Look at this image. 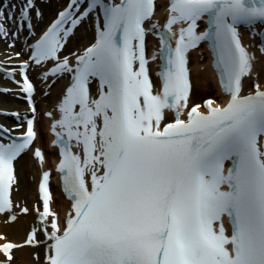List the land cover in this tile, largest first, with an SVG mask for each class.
Instances as JSON below:
<instances>
[{
    "label": "snow or ice",
    "instance_id": "snow-or-ice-1",
    "mask_svg": "<svg viewBox=\"0 0 264 264\" xmlns=\"http://www.w3.org/2000/svg\"><path fill=\"white\" fill-rule=\"evenodd\" d=\"M164 11L161 23L157 0H67L28 58L0 68L33 114L0 110L19 121L0 124V217L34 218L23 244L0 234V264H13L15 250L26 246H43L40 264H264V84L238 30L264 24V0H167ZM43 20L37 0H3L0 41L12 50ZM89 25L93 42L62 56L69 38ZM149 35L159 40L151 56ZM202 42L214 54L221 102L190 100L189 53ZM157 59L158 86L150 75ZM33 67L49 87L67 80L47 114L71 202L63 221L52 206L50 171L38 186L40 204L13 198L22 155L32 151L46 162L34 147Z\"/></svg>",
    "mask_w": 264,
    "mask_h": 264
},
{
    "label": "bare ground",
    "instance_id": "bare-ground-1",
    "mask_svg": "<svg viewBox=\"0 0 264 264\" xmlns=\"http://www.w3.org/2000/svg\"><path fill=\"white\" fill-rule=\"evenodd\" d=\"M63 1V0H60ZM60 4V2H57L56 0H51L49 5H42L43 11H44V17H48V13L54 9L57 8V6ZM86 28L82 27L79 29L76 34L74 41L71 42V44H80L81 41L87 42L90 39V35L87 33L85 36ZM16 48H14L15 50ZM18 50V48L16 49ZM197 58V54H193L192 58V65H193V78H194V90L190 97V100L192 101H201L204 95H206V92H212L217 93L216 86L212 83V73L209 69V67L204 68L201 70V67L197 66L195 64V59ZM262 61H264V58H262ZM259 65V64H258ZM260 74H259V82L264 84V71L259 67ZM61 92V84L58 82L56 83L53 88L49 91V96L47 98H44L46 103H53L58 95ZM208 95V94H207ZM15 100L11 98V96H4L0 95V108L1 109H14L17 107L15 104ZM19 104V103H17ZM44 108L45 105H43ZM45 124V120H41L39 123L40 129H42ZM45 141L43 138V135L41 134V137L39 138V142L41 144H44ZM52 153L48 150H46V162L41 166L34 161L29 154L24 155L22 158L18 160L17 165V173H18V179L19 183L17 185L18 190L15 191L14 198L16 201L26 203L27 206H31V204L37 199V185L36 181L39 177V173L42 170V168H48L50 166V158L52 157ZM56 192V201H55V210L59 211L61 208L66 205L68 207L69 205L66 204L63 199L58 195V188L55 189ZM34 223V218L32 215H20L16 222L14 223H8L4 221L3 224L0 225V234L6 235L9 239L14 240L18 243L24 242L26 239V236L28 234V231L30 229V226ZM43 246L38 248H31V247H23L19 250H17L15 253V258L13 261V264H40V261H37L35 257L38 255L40 257V260L43 259ZM0 258L2 256L0 255Z\"/></svg>",
    "mask_w": 264,
    "mask_h": 264
}]
</instances>
